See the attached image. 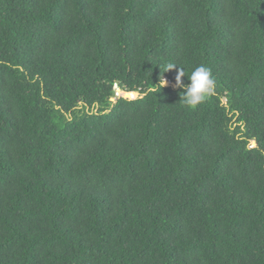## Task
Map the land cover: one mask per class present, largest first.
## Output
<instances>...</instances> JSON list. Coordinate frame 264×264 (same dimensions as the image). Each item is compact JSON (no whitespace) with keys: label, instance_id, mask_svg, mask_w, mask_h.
I'll use <instances>...</instances> for the list:
<instances>
[{"label":"trees","instance_id":"trees-1","mask_svg":"<svg viewBox=\"0 0 264 264\" xmlns=\"http://www.w3.org/2000/svg\"><path fill=\"white\" fill-rule=\"evenodd\" d=\"M0 264H264V0H0Z\"/></svg>","mask_w":264,"mask_h":264},{"label":"clouds","instance_id":"clouds-1","mask_svg":"<svg viewBox=\"0 0 264 264\" xmlns=\"http://www.w3.org/2000/svg\"><path fill=\"white\" fill-rule=\"evenodd\" d=\"M177 65L178 64L174 62L168 63L165 66L166 72L176 69ZM185 75H186L185 68L181 67L178 70V74L176 76L177 87L184 89V91L181 93V103H183L185 106L189 108L195 109L197 106H199L206 100L208 95H210L215 91L216 80L213 76L212 69L204 64L195 67L190 75L187 74L190 80V83L187 85H185L183 82V78L185 77ZM166 85H167V81L163 77L162 80L160 79L159 86L165 87ZM129 93H134V92H129ZM256 145H257L256 143H251L250 147H255ZM196 191L198 192L192 196L193 204L200 201L203 198V196L207 192V188L204 187L198 188ZM226 192H227L226 188L225 190L219 189L215 191V202L211 205L210 208L211 211L210 213L212 214V217L208 218V223L214 230L217 228L218 222L222 220L224 217V215L219 212V204L221 200L226 196L225 195ZM206 197L207 194L205 195V198ZM204 229H205L204 219L202 218V220L198 224V230L204 231Z\"/></svg>","mask_w":264,"mask_h":264}]
</instances>
